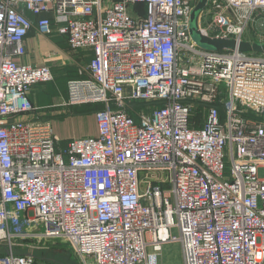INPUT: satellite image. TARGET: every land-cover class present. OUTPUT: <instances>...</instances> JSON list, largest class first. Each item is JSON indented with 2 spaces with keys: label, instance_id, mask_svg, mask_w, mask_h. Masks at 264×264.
Returning <instances> with one entry per match:
<instances>
[{
  "label": "built area",
  "instance_id": "2783aa9c",
  "mask_svg": "<svg viewBox=\"0 0 264 264\" xmlns=\"http://www.w3.org/2000/svg\"><path fill=\"white\" fill-rule=\"evenodd\" d=\"M197 1L0 0V264H45L54 238L80 264H157L170 241L184 264H264V54L198 47ZM252 24L264 41V0H207L198 28ZM33 25L91 52L62 104L99 103L95 134L63 146L30 101L53 79L13 59Z\"/></svg>",
  "mask_w": 264,
  "mask_h": 264
},
{
  "label": "crops",
  "instance_id": "0c3cea01",
  "mask_svg": "<svg viewBox=\"0 0 264 264\" xmlns=\"http://www.w3.org/2000/svg\"><path fill=\"white\" fill-rule=\"evenodd\" d=\"M24 14L34 19V16L29 11L24 10ZM46 15L51 16L49 13ZM255 25H250L248 32L244 35L245 40L259 39ZM52 27H55L54 23ZM24 49L23 55L13 57L16 63L34 66L48 65L52 71L53 79L33 85L28 97L39 108V113L44 118H48L53 132L64 139L95 134L97 128L94 114L85 116L77 112L81 106H66L62 104L66 98L67 80L77 77L79 62L89 60L91 52L88 50L73 51L69 48L64 36L54 30L48 34H41L34 25L24 38ZM90 119L91 124L89 123ZM86 126L92 127V130L90 132L72 133L77 128L82 130Z\"/></svg>",
  "mask_w": 264,
  "mask_h": 264
},
{
  "label": "rangeland",
  "instance_id": "374dc122",
  "mask_svg": "<svg viewBox=\"0 0 264 264\" xmlns=\"http://www.w3.org/2000/svg\"><path fill=\"white\" fill-rule=\"evenodd\" d=\"M191 38L197 44L198 47L205 49V45L199 43L197 36L191 35ZM250 53H255V52H250ZM132 105L135 108H140L146 106V103L133 102ZM99 106H100L99 103L84 104L80 107V109H78L77 112L80 114H84L85 116H91L93 115L94 110L97 109ZM192 118L197 120V115L192 116ZM200 118H202V116ZM89 123L91 124V119L89 120ZM91 130L92 127L86 126V128H83L82 130L77 128L75 131H72V133L74 134V133L90 132ZM59 138L61 139V141L64 142L62 143V145L65 146V141L67 139L61 138L60 136ZM227 170L228 168H226L225 170L226 173ZM166 174L167 173L165 174L163 173V176H166ZM161 185L163 189H168L170 187V184H168L167 182L161 183ZM171 233L178 236L179 233L177 227H173L171 229ZM3 251L4 248L0 246V252ZM32 254L33 256L36 257L38 261L44 262L45 264H80L79 260L75 257V255L71 251L68 242L62 238L49 239L47 242H45L44 240L40 241L38 245L32 249ZM157 264H184L180 243L178 241H170L162 244L161 251L158 254Z\"/></svg>",
  "mask_w": 264,
  "mask_h": 264
},
{
  "label": "water",
  "instance_id": "95a60500",
  "mask_svg": "<svg viewBox=\"0 0 264 264\" xmlns=\"http://www.w3.org/2000/svg\"><path fill=\"white\" fill-rule=\"evenodd\" d=\"M207 0H198L191 11L189 31L197 36L199 43L205 45L206 50H238L241 52H255L264 54V41L237 40L232 37H210L200 32L198 21L200 13L205 8Z\"/></svg>",
  "mask_w": 264,
  "mask_h": 264
},
{
  "label": "trees",
  "instance_id": "16d2710c",
  "mask_svg": "<svg viewBox=\"0 0 264 264\" xmlns=\"http://www.w3.org/2000/svg\"><path fill=\"white\" fill-rule=\"evenodd\" d=\"M5 251H3V252H0V254H2V253H4Z\"/></svg>",
  "mask_w": 264,
  "mask_h": 264
}]
</instances>
